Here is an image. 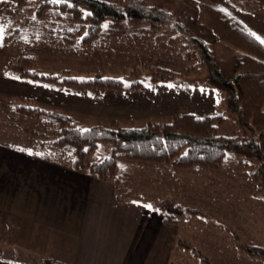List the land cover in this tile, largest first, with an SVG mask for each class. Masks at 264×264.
Instances as JSON below:
<instances>
[{"label":"rangeland","instance_id":"rangeland-1","mask_svg":"<svg viewBox=\"0 0 264 264\" xmlns=\"http://www.w3.org/2000/svg\"><path fill=\"white\" fill-rule=\"evenodd\" d=\"M40 1L42 0H24L19 5L14 0H0V27L3 28L0 39V143L42 151V154L50 151L70 161L68 155L56 148H49V139L54 136L47 124L40 118L32 119L14 112L11 106L20 103L64 112L81 128L91 125L108 126L112 123L122 127L151 122L162 124L168 122L174 113H217L226 117L222 123L217 122L219 133L250 136V131L237 125L226 109L225 91H215L204 85L206 69L196 63L197 50L193 44L188 43V35L193 34L203 39L221 58L240 57L243 52L215 40L209 27L196 22L198 10L193 0H175L168 7L173 10L174 19L186 27V30L169 32L168 28L160 31L144 29L133 33V29L122 35L118 32L76 50L53 38L48 32V23L43 25L42 22L30 21L35 6ZM111 1L122 4L124 0ZM262 15L264 16V11ZM126 26L128 25L123 30L129 29ZM141 26L146 27V24L140 23L135 27ZM16 27H21L24 38L22 41L11 37L3 39ZM158 34H164L165 37L172 35L174 41L157 37ZM23 55H31L32 67L45 72L77 77L97 74L117 76L125 83L134 78L142 81V84L135 90L120 91L65 84L49 87L18 78L9 71L11 64ZM147 65L170 69L178 75V83L152 81L153 70ZM109 154V143L100 142L87 154L85 161H100ZM156 166L166 168V171L163 169L164 172H160L161 169ZM116 167L127 179L126 186L133 188L144 200L154 201L162 196L193 208L194 210L182 213L176 227L193 241L201 230L203 233L208 232L217 241L218 245L213 253L205 251L208 247L199 252L189 242H184L188 245L187 251L179 255L177 264H205L204 259L211 264H264V259L250 257L239 249L229 232H242L250 228L246 226L250 225V221H242L240 212L252 215L258 211V207H261V211L264 209V197L257 189L258 183L251 176L255 163L235 155L216 170L200 167L178 169L166 163L146 165L119 158L116 160ZM156 176L163 177V181L157 182L154 178ZM118 190L120 187H117ZM12 222V217L0 211V257L7 250L4 256L9 263L21 260L23 254L31 260L35 259L30 252L11 253L15 250L11 248L12 245L19 239L14 235L17 229L9 228ZM223 237L229 244L232 242L233 247L222 245L219 240Z\"/></svg>","mask_w":264,"mask_h":264},{"label":"trees","instance_id":"trees-1","mask_svg":"<svg viewBox=\"0 0 264 264\" xmlns=\"http://www.w3.org/2000/svg\"><path fill=\"white\" fill-rule=\"evenodd\" d=\"M14 1L20 5L24 0ZM174 2L124 0L118 4L111 0H62L61 3L42 0L35 6L30 21L42 22L43 25L48 23V32L53 38L76 50L118 32L122 35L133 29V33L144 29L160 31L168 28L170 30H166L169 32L186 30L174 19L173 10L168 8ZM193 2L198 10L196 22L209 27L215 40L243 52L240 57L221 58L203 39L188 35V43L197 50L196 63L206 69L204 85L215 91H225L226 109L237 125L250 131V136L219 133L218 123H222L226 117L217 113H174L168 122L162 124L151 122L122 127L112 123L108 126L81 128L70 115L61 111L25 103L11 106L15 113L32 119L40 118L48 125L54 136L49 139V148H56L68 155L73 169L89 172L102 181H112L118 201L132 192L126 186L127 179L117 171L116 160L119 158L146 165L166 163L178 169L200 167L216 170L229 157L238 155L256 164L251 176L264 197V42L236 17L210 4L197 0ZM171 22L174 24L171 25ZM140 23L146 24V27L136 28ZM125 25L129 29L123 30ZM10 37L22 41L21 27L14 28L3 39ZM157 37L174 41L172 35L165 37L164 34H158ZM32 61L31 55H23L11 64L9 71L18 78L49 87L65 84L120 91L135 90L142 84L139 79L133 78L125 83L120 77L100 74L89 77L64 76L58 72L38 70L32 67ZM149 68L153 70L152 81L178 83V75L170 69L159 66ZM100 142L109 143L110 154L100 161L87 163L85 157ZM117 187L120 190L117 191ZM151 206L162 214L163 221L170 224L176 223L184 211L194 210L165 198L152 202ZM231 236L235 245L248 256L264 259V244L241 241L233 233ZM178 243L187 249L186 243ZM204 262L211 264L205 259ZM41 264L58 263L43 258Z\"/></svg>","mask_w":264,"mask_h":264},{"label":"crops","instance_id":"crops-1","mask_svg":"<svg viewBox=\"0 0 264 264\" xmlns=\"http://www.w3.org/2000/svg\"><path fill=\"white\" fill-rule=\"evenodd\" d=\"M197 1L236 17L264 42V0ZM42 153L0 143V211L13 218L9 228L17 229L14 235L19 237L11 253L30 252L35 258L23 254L21 260L9 263L5 250L0 264H41L43 258L58 264H177L179 255L187 251L179 241L189 242L199 252L204 247L215 252L218 243L208 232L201 230L193 241L176 228L183 214L176 223H167L158 210L145 207L155 199L144 200L131 188L118 201L112 181L78 172L69 160L50 151ZM154 178L163 181L161 176ZM260 208L252 215L239 213L255 231L229 230L230 234L264 244V209ZM224 237L220 243L233 247Z\"/></svg>","mask_w":264,"mask_h":264},{"label":"snow or ice","instance_id":"snow-or-ice-1","mask_svg":"<svg viewBox=\"0 0 264 264\" xmlns=\"http://www.w3.org/2000/svg\"><path fill=\"white\" fill-rule=\"evenodd\" d=\"M50 2H52V3H61L62 0H50ZM105 27H107V25H105ZM2 35H3V28L0 27V39H2ZM145 207L151 208L152 206L149 204V205H145Z\"/></svg>","mask_w":264,"mask_h":264}]
</instances>
